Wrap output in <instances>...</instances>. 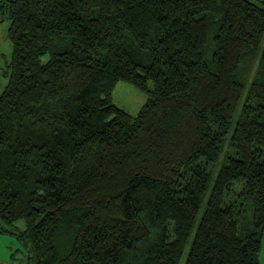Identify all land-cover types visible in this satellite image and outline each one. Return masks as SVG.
<instances>
[{"label": "trees", "instance_id": "trees-1", "mask_svg": "<svg viewBox=\"0 0 264 264\" xmlns=\"http://www.w3.org/2000/svg\"><path fill=\"white\" fill-rule=\"evenodd\" d=\"M1 11L0 218L35 264H261L264 0ZM120 80L148 93L136 115Z\"/></svg>", "mask_w": 264, "mask_h": 264}, {"label": "rangeland", "instance_id": "rangeland-1", "mask_svg": "<svg viewBox=\"0 0 264 264\" xmlns=\"http://www.w3.org/2000/svg\"><path fill=\"white\" fill-rule=\"evenodd\" d=\"M1 1V0H0ZM10 26V20L4 17L2 11L0 12V95L3 92L5 85L7 84V77L5 70L7 64L12 59L13 43L8 35V29ZM48 56L43 57V61L48 60ZM251 69H255L257 64L250 66ZM250 79V78H249ZM113 102L119 107L123 108L131 115H136L141 107L148 100V93L139 89L136 85L120 80L115 85L112 91ZM213 171L218 170V164L212 166ZM235 189L239 191L241 185L238 184ZM233 196L226 197V202H231ZM0 228L8 229L6 232L0 233V264H35V262L29 258L28 248L25 243L18 237L16 228L22 230L25 228L24 222L19 221L16 226L11 227L6 225L0 218ZM185 256V255H184ZM261 264H264V235L261 243L260 251ZM184 261V257L182 263Z\"/></svg>", "mask_w": 264, "mask_h": 264}]
</instances>
